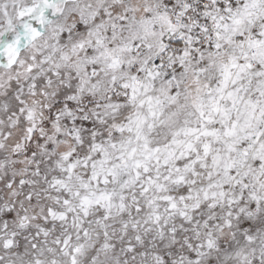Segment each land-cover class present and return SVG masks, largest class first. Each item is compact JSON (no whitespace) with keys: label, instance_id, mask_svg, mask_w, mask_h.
<instances>
[{"label":"snow or ice","instance_id":"snow-or-ice-1","mask_svg":"<svg viewBox=\"0 0 264 264\" xmlns=\"http://www.w3.org/2000/svg\"><path fill=\"white\" fill-rule=\"evenodd\" d=\"M0 264H264V0H0Z\"/></svg>","mask_w":264,"mask_h":264}]
</instances>
